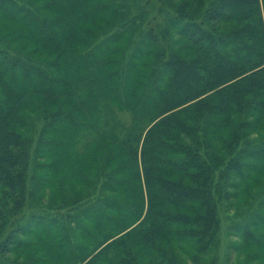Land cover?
<instances>
[{
    "label": "trees",
    "instance_id": "obj_1",
    "mask_svg": "<svg viewBox=\"0 0 264 264\" xmlns=\"http://www.w3.org/2000/svg\"><path fill=\"white\" fill-rule=\"evenodd\" d=\"M39 1L0 0V264H198L257 194L233 249L264 242V0ZM38 190L75 213L22 224Z\"/></svg>",
    "mask_w": 264,
    "mask_h": 264
},
{
    "label": "rangeland",
    "instance_id": "obj_2",
    "mask_svg": "<svg viewBox=\"0 0 264 264\" xmlns=\"http://www.w3.org/2000/svg\"><path fill=\"white\" fill-rule=\"evenodd\" d=\"M17 1L19 3H22V4H20L22 6H24L25 4L28 6L29 1L30 2L32 1L33 4L37 3L36 0H17ZM46 1L50 2V0H40L38 3H39V5H41L42 3L46 2ZM101 1H104V0H78L77 3L79 6V13L83 15L86 12V10H88V8L90 6L97 5ZM142 1L145 2L147 0H142ZM155 1H158V3L155 2L157 4L156 7L154 9L150 10V20L153 21L151 23V25L153 24L154 27L156 26L155 23L157 21L159 23L164 24V15L162 13H159V10H160L162 3L159 0H155ZM159 2L161 3V5ZM47 15H49L52 19L60 20V19L64 18L65 13L61 12L60 9L55 7L49 14L47 13ZM21 21H22V25L19 26L20 30L27 32L26 31L27 20H25V18L23 19L21 17ZM96 21L97 20L93 19V18H91V19L83 18L82 19V17H81L80 21H79V25L82 26L83 28H88V27L90 28V26H93V23H96ZM97 24H99V23H97ZM17 27H18V25H16V23H14V22H10L8 20H6V21L3 20V22L0 21V38L4 42L9 43V41L13 38L14 31ZM82 38L85 40L84 37H82ZM15 45L18 46V42H15ZM187 52L193 53V51H188V49H187ZM44 56L45 55L43 54L42 56H40V58H44ZM34 59H37V57H35ZM138 60L143 61L144 59L139 57ZM134 62H137V60ZM20 79H22V78L19 77V80ZM24 89L26 92H28L27 90H32L31 86H26ZM1 93L2 92L0 91V94ZM122 117L124 118L125 121L126 120L128 122L131 121V117L128 114L122 115ZM224 117L226 119H230L229 117L227 118V115ZM33 126L36 130L39 129V131H37V135L34 136L35 142H37L39 139L38 134L41 133V130L43 127L42 120L40 118L39 119L36 118L33 121ZM221 133H223V132H221ZM226 137H227V134H226ZM254 137H256V136H252L251 139H254ZM123 161L122 160L119 161L117 163V165L115 166V168L119 167V165H122ZM84 169H85V167H84ZM33 172L31 174H37V175L39 174V172H37V171H33ZM64 175H65V171L62 170L58 173V176L55 179L58 181V179H60ZM245 182H244L242 188H244V185H247V183H248V182L247 183H245ZM50 183L52 184L53 182H50ZM36 184H37L36 180L32 181V183L30 185V189L35 188V186L37 187ZM242 188H241V191L243 192ZM36 190H37V188H36ZM226 190L227 191H230V190L234 191V190H240V189L233 187L230 190H229V188H227ZM244 190H245V188H244ZM40 191L41 190H38L36 192L33 191V194L31 195V197H29L28 203L26 204V207H25L23 214H22V222H21L22 224H26L27 222H29L33 216L41 215L42 217H46V218H48V220H50L51 217L62 216V214L64 216H66L68 214H74L75 213V209L73 207H67L66 209L63 208V209H54L53 210V208H51L48 205V204H50V201H49V197L46 195V192H45L44 197L42 198ZM262 197H263L262 194H257L255 196H253L252 198L243 201L242 196L241 197L238 196V197L229 198L227 200H222L219 202V215H220V219H221V229H220L219 236H218V238H219L218 243L207 254H205L204 256H202L200 258V262L198 264H249V261H251V260H254V261L257 260V261H259V264H264V247L262 246V243H264V242H260L261 245L259 244L258 246L257 245L254 246V249L252 250V252L248 253V255H246L245 253H242L241 255H239L233 249V245L236 242H238V240H239V236L235 232V229L237 230V227H239L242 224H245L247 221L250 220L251 216L260 207L259 204L263 200ZM255 232L257 234H259V233H262V230H257ZM32 238H33V236H30L28 234L26 237H24V240L30 241V240H32ZM36 250L37 249L34 248L30 251L29 250L26 251L23 254L24 255L23 257L31 258L32 255H34L33 253ZM20 254H22V253H20ZM16 256L20 257L18 253L13 254V258L14 257L16 258ZM256 256H258V257H256ZM50 264H54V263H50ZM187 264H192V262L187 261Z\"/></svg>",
    "mask_w": 264,
    "mask_h": 264
}]
</instances>
